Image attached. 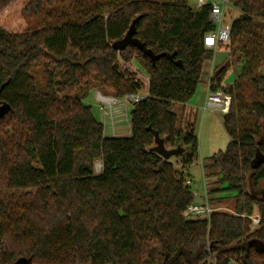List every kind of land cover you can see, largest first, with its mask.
<instances>
[{"label": "trees", "instance_id": "16d2710c", "mask_svg": "<svg viewBox=\"0 0 264 264\" xmlns=\"http://www.w3.org/2000/svg\"><path fill=\"white\" fill-rule=\"evenodd\" d=\"M11 1L0 0V16ZM100 1L50 12L23 34L0 26V103L10 108L0 119V264H264V101L254 99L264 97V0H227L239 12L226 44L233 62L208 84L232 96L230 142L203 165L216 211L196 220L183 215L195 202L196 114L174 108L190 103L213 58V6ZM44 4L55 0L28 10L39 15ZM40 63L53 65L43 90ZM130 64L144 68L147 98L134 105L131 135L108 138L84 100L91 81L118 99L138 95L144 82ZM233 65L248 81L224 88ZM156 134L183 152L165 160L152 151ZM228 200L231 212L217 208Z\"/></svg>", "mask_w": 264, "mask_h": 264}, {"label": "rangeland", "instance_id": "374dc122", "mask_svg": "<svg viewBox=\"0 0 264 264\" xmlns=\"http://www.w3.org/2000/svg\"><path fill=\"white\" fill-rule=\"evenodd\" d=\"M32 0H12L11 4L4 10L0 16V26L5 28L7 31L13 34H23L27 31H33L41 28L45 25V20L48 13L53 11H60L63 13H69L70 15H75L77 12V7L86 4L87 2H101L100 0H55V6L49 7L44 4L42 11L39 15H35L32 11L28 10ZM207 4L220 3L221 0H206ZM188 4L191 7H196L197 3L195 0H188ZM225 20L227 23H232L235 19L239 17V12L232 6H227L225 9ZM264 25V22H262ZM233 59L230 57V50L226 48V45L219 47L218 49H213V58L208 61L205 77L202 83L199 85L198 90L190 101L194 108L192 110H186L184 107L177 105L174 109L178 115L187 116L190 113H195L196 117H193L195 122V131L199 138V160L189 169V179L191 181V188L194 194H199L203 196L207 183L210 182L205 178L203 165L211 157L220 151H225L229 142L230 137L227 134L223 126L224 114L220 111L217 112H204L203 107L206 101L208 82L211 77L216 73L218 66H224L231 64ZM130 69L136 74V77L144 82V88L139 94L146 95L147 91V74L141 65L130 64ZM45 69L52 70L53 65L51 63H40L38 67L34 70L33 75L39 85L43 90L47 85V75ZM236 71V66L233 65L229 69L225 80L223 82V87L228 88L235 85L237 80L247 83V79H241ZM56 78H59V74L55 73ZM90 90L84 103L92 107V112L97 121L104 125L105 137H129L131 135V112L134 109L133 104H128L127 107L117 106V117L115 119V130H113L111 119L105 116V103L102 101L100 94L104 97H113L114 92L112 89L107 87H101L98 82L91 81L89 86ZM244 94L248 98L250 97V88L247 85L243 86ZM223 93V89L220 90ZM253 99V98H252ZM251 99V100H252ZM255 100L264 101L263 96H255ZM96 173H100L99 163L95 167ZM233 200H228L217 208L224 212H231L233 208ZM256 216V215H255ZM252 219V229L258 228V223ZM198 218L192 217L190 220H196Z\"/></svg>", "mask_w": 264, "mask_h": 264}, {"label": "built area", "instance_id": "2783aa9c", "mask_svg": "<svg viewBox=\"0 0 264 264\" xmlns=\"http://www.w3.org/2000/svg\"><path fill=\"white\" fill-rule=\"evenodd\" d=\"M197 3L196 7H202L207 4L206 0H195ZM212 12L210 15L211 21L216 25L217 30L208 35L205 38V45L208 48L218 49L220 46L226 45L230 41L231 37V25L225 20V9L230 6L227 0H221L220 3L212 4ZM148 94V93H147ZM147 94L141 95H127L123 99L115 97H104L100 94L102 101L105 103L104 111L105 116L110 117L113 130H115V119L117 117V106L127 107L128 104H138L147 98ZM232 105V96L222 92H213L210 90L207 93V98L203 107L204 112H217L220 111L226 115L230 112ZM102 169V165L99 163V170ZM216 209L212 207L208 201L207 189L203 196L195 194V202L190 205L184 212V217L190 220L192 217L198 219L210 218ZM254 221L260 223V217L255 216ZM228 264H240L236 260L230 261Z\"/></svg>", "mask_w": 264, "mask_h": 264}, {"label": "water", "instance_id": "95a60500", "mask_svg": "<svg viewBox=\"0 0 264 264\" xmlns=\"http://www.w3.org/2000/svg\"><path fill=\"white\" fill-rule=\"evenodd\" d=\"M9 111L10 108L7 105L0 103V119L5 117L9 113ZM183 150L184 149L181 147H178L173 150H168L165 146L164 140L159 136V134L155 135V147L152 149V151L159 154L165 160H170L171 158H174L179 153L183 152ZM16 264H31V263L27 259H20L17 261Z\"/></svg>", "mask_w": 264, "mask_h": 264}, {"label": "crops", "instance_id": "0c3cea01", "mask_svg": "<svg viewBox=\"0 0 264 264\" xmlns=\"http://www.w3.org/2000/svg\"><path fill=\"white\" fill-rule=\"evenodd\" d=\"M210 79H211V78H210ZM208 91H209V84H208L207 93H208ZM206 98H207V96H206ZM192 108H194V107H193L192 104L190 105V103H188V104L185 106V109H186V110H189V109L192 110ZM192 111H193V110H192ZM115 137H116V136H115ZM256 216H258V215H256Z\"/></svg>", "mask_w": 264, "mask_h": 264}]
</instances>
